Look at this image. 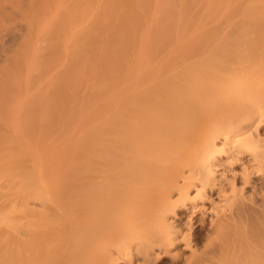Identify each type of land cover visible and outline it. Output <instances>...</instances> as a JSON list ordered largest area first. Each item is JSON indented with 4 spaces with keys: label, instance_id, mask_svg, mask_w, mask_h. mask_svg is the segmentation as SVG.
Masks as SVG:
<instances>
[{
    "label": "bare ground",
    "instance_id": "bare-ground-1",
    "mask_svg": "<svg viewBox=\"0 0 264 264\" xmlns=\"http://www.w3.org/2000/svg\"><path fill=\"white\" fill-rule=\"evenodd\" d=\"M24 1L0 264H36L58 220L83 264H264V0Z\"/></svg>",
    "mask_w": 264,
    "mask_h": 264
},
{
    "label": "rangeland",
    "instance_id": "rangeland-1",
    "mask_svg": "<svg viewBox=\"0 0 264 264\" xmlns=\"http://www.w3.org/2000/svg\"><path fill=\"white\" fill-rule=\"evenodd\" d=\"M6 1H9V2H6ZM21 2H22V0H21ZM21 2L20 1L18 2V0H16V1L15 0H12V1L4 0V2H2V1L0 2V5H2L1 9L4 10V11H2L4 13H2V12H1L2 14L0 13V22L2 20L1 23H4L2 25L0 24V40H1L2 36L8 30H11L12 28H13V30H14V28L18 29V27L20 26L19 24L28 23L27 21L30 20L29 19L30 17L28 18L29 20L27 18H25L26 13L28 12L27 10L29 8L30 1H26V3L28 2L27 3L28 6L27 5L24 6L23 4H21ZM23 3H25V1ZM4 4H7V5L12 4V6L15 4V6L11 7V8H13V9H11V8H9L10 6L8 7V6H5ZM2 7H4V8H2ZM17 8L19 9L17 11H20L19 14L22 13V15H19L17 13V11L16 12L13 11V10H16ZM25 8H27V10ZM1 9H0V11H1ZM24 12H26V13H24ZM31 12H33V11H31ZM31 12L29 9L28 13L31 14ZM28 13H27V15H28ZM14 14H16V15L14 16ZM11 15H12V18H11ZM17 15L22 16L23 18L19 17L17 20L16 19V17H18ZM9 18H11V19H9ZM26 19H27V21H25ZM66 223H67L66 220H58V221H54V222H52V221L48 222V226L50 225L51 228L48 230V233H47L46 249H45L44 253H43V249L40 250L41 254L38 253L36 264H83L80 261V258H79L80 253L78 252L79 251L78 248H80L78 246L79 241L77 242V239L79 238V235L77 234L78 232L75 231V232H77V233H75L73 231L74 233L72 232V234L66 232L65 227L69 225V223H68L65 226ZM76 236H77V239H76ZM62 249H64V251Z\"/></svg>",
    "mask_w": 264,
    "mask_h": 264
}]
</instances>
